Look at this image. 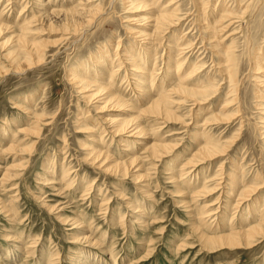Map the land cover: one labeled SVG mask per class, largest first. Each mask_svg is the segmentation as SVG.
<instances>
[{"label":"rangeland","instance_id":"1","mask_svg":"<svg viewBox=\"0 0 264 264\" xmlns=\"http://www.w3.org/2000/svg\"><path fill=\"white\" fill-rule=\"evenodd\" d=\"M139 1L131 10L123 0H0L15 35L34 19L31 40L45 45L40 63L34 53L12 64L0 47V264H264V235L251 246L211 249L196 231L213 236L264 218V71L256 70L257 59L264 66V0H160V8ZM7 5L15 11L4 12ZM164 6L177 8L181 21L144 42L160 70L150 91L152 63L145 74L130 62L116 66L134 55L145 68L144 40L134 33L151 34ZM12 36L0 33V44ZM228 48L235 77L218 66L216 52ZM169 56L173 66L188 58L180 74L196 65L190 88L207 85L212 95L197 103L172 95L177 118L168 121L142 111L167 70L174 73ZM75 77L127 104L88 100L97 86L87 93ZM112 120L128 130L116 135ZM140 125L141 136L132 132ZM209 144L221 153L188 167ZM155 145L161 158L152 155ZM248 187L257 191L246 197Z\"/></svg>","mask_w":264,"mask_h":264},{"label":"bare ground","instance_id":"2","mask_svg":"<svg viewBox=\"0 0 264 264\" xmlns=\"http://www.w3.org/2000/svg\"><path fill=\"white\" fill-rule=\"evenodd\" d=\"M86 1V0H85ZM89 1V0H88ZM123 1H125V5L127 4L128 6H130V9L132 10V8H131V6L132 7H134V6H136V5H134L133 6V4L137 1H139V0H135V2H133L132 3V1L130 0V3H129V1L128 0H123ZM160 0H142L141 2L143 3V4H148V6H149V3H151L152 2V6L153 5H156L157 4V6L159 5L160 6V2H159ZM165 1V0H164ZM163 1V2H164ZM167 1V0H166ZM170 1V0H169ZM38 2V1H37ZM40 2V1H39ZM91 2V1H90ZM136 2V3H137ZM140 2V1H139ZM81 3H82V1H81ZM80 3V5H82ZM161 3H162V0H161ZM10 4V3H9ZM170 4L172 5L173 3H171V1H170ZM176 4V3H175ZM137 5H139L138 7H134V8H136V9H138L139 7H142L139 3L137 4ZM151 5V4H150ZM162 5V4H161ZM170 5V6H171ZM27 6H28V4L26 5V6H24L23 7V9L20 11V13L21 14H23V13H25L26 12V8H27ZM144 7H145V5H143ZM151 6V7H152ZM158 6V7H159ZM168 6V5H167ZM165 7L164 6V8H162L161 10H160V13L158 14V15H156V17H153V20H150V21H152L153 22V27H152V33L151 34H146V32H135L134 34L135 35H137L138 36V38H142V40H144V41H140V42H142L143 44H142V49H146V54H147V57H148V60L147 61H145L146 62V65H145V62H144V66H145V68L143 67V65L142 64H140V63H143V62H138V58H136V57H134V55H130V58H125L126 59V61L124 60L122 63H120V64H118L116 67L118 68V70L117 71H121V68H122V65H123V63L125 62L126 63V66L127 65H129L130 63L131 64H134V65H136V66H134L136 69H135V72L134 73H137L138 71H141L142 73H146V71H145V69H146V67L148 66V65H150L151 63H152V69L151 70H153V74H156L158 71H160L158 68L159 67H157L156 65L157 64H155L154 62V60H156V58L155 59H153V60H151V58L153 57L152 56V54H151V49L150 48H148L149 46H150V44L151 43H147V44H145L144 42H146V40H152L154 37V40L155 39H157L156 38V36L157 35H159V33H167V30L169 31V29H171V28H174L175 26H177L178 25V23L181 21L180 20V18H179V16H178V12H179V10H177V8L175 9H173V10H171L170 8H168V7ZM169 6V7H170ZM73 7V6H72ZM75 7H77V6H75ZM154 7H156V6H154ZM157 7V8H158ZM172 7V6H171ZM156 8V9H157ZM160 8V7H159ZM74 9V8H73ZM129 9V8H128ZM136 9H134V10H136ZM140 9V8H139ZM148 9V8H147ZM149 9H150V7H149ZM152 9H154L153 7H152ZM13 9H11V8H8V5L4 8V12H6V11H12ZM151 10V9H150ZM155 10V9H154ZM15 11V9L13 10V12ZM54 11V10H53ZM75 11H77V10H75ZM147 11V10H146ZM152 11V10H151ZM159 11V10H158ZM55 12H57V11H54V13ZM61 11L59 10V13L57 12V13H55V14H61L60 13ZM63 13V12H62ZM66 15H65V20L67 21V22H73L74 21V18H73V15H71L72 14V10H70V11H66V12H64ZM55 14H54V16H55ZM78 14H80L79 12H78ZM26 15V14H25ZM40 15H44V14H40ZM46 15V14H45ZM50 15V14H49ZM33 16H34V14H33ZM32 16V19L33 18H35V17H33ZM48 16V15H47ZM79 16V15H78ZM77 16V17H78ZM152 16V15H151ZM51 17H52V15H51ZM56 17V16H55ZM37 18H39V15H38V17ZM46 18V17H45ZM87 18H89L90 19V17H87ZM99 18V17H98ZM225 18H227V16L225 17ZM43 19H44V16H43ZM42 19V20H43ZM94 18H92V20H93ZM0 33H2V32H4V31H9V32H11L12 34H13V36L10 38V42L8 41V42H6V43H3V44H0L1 46V49L4 51V50H6V51H8V52H6V53H8L7 55H6V57L8 58H10V59H7V60H9V61H11L12 62V64L13 63H15L16 61L19 63L20 62V58H22V56L24 55L25 56V58H28V57H32L31 55L32 54H36V56H37V58H38V61L37 62H41V61H43V55L45 54V53H43V48L45 47V45L43 44L44 42H33L32 40H31V36L32 35H34L33 34V30L35 29V28H33L32 27V24H34L35 23V21H31V22H27L26 23V21L24 22V24L23 25H21V26H23V27H18V28H20L21 30H20V33L18 34V35H15V32L14 31H12V30H14L12 27H10V26H8V24H6V23H4V15H3V13H1L0 14ZM38 20V19H37ZM40 20H41V17H40ZM41 20V21H42ZM50 20V19H49ZM48 20V21H49ZM95 20V19H94ZM148 20V19H147ZM224 20V19H223ZM45 20H43L42 22H44ZM47 21V20H46ZM81 21V20H80ZM97 21V20H96ZM145 21V20H144ZM39 22V21H38ZM86 22H87V20H86ZM140 22V21H139ZM147 22V21H146ZM26 23V24H25ZM41 23V22H40ZM76 23V22H75ZM88 23V22H87ZM17 24V23H16ZM44 24H46L45 22H44ZM50 24V23H49ZM78 24V23H77ZM16 26V25H15ZM64 26V25H63ZM67 26V25H66ZM69 26V25H68ZM152 26V25H151ZM218 26V25H217ZM76 28V27H75ZM217 28L218 27H211V29H213V31H216V32H219V31H217ZM224 28H226V27H224ZM224 28H222V30L224 29ZM228 28V27H227ZM210 29V28H209ZM208 29V30H209ZM210 29V30H211ZM78 31V30H77ZM132 31H134V30H132ZM135 31H137V30H135ZM171 31V30H170ZM72 32V31H71ZM74 32H75V30H74ZM220 32H221V30H220ZM142 33L144 34V35H142ZM73 34V33H72ZM212 34V33H211ZM67 35V34H66ZM69 35H70V33H69ZM164 35V34H163ZM213 36H214V32H213V34H212ZM219 35V34H218ZM68 36V35H67ZM153 37V38H152ZM158 37V36H157ZM152 38V39H151ZM181 38V37H180ZM185 38V37H184ZM217 39V38H216ZM139 40V39H138ZM139 43V42H138ZM177 44V43H176ZM9 45H10V48H8L9 47ZM133 47V46H132ZM151 47V46H150ZM174 47V46H173ZM141 49V50H142ZM182 49H184V48H182ZM2 50H1V54H2ZM21 50V51H20ZM232 49L231 48H228V49H226L225 51H224V53H222V52H220V51H217L216 52V54H217V56H218V61H219V63H218V66H221L222 68H221V71L222 72H226L228 75H234L233 74V69H231L232 68V66H230V64L232 65V63H234L235 61H236V56H235V54H233V52L231 51ZM135 52V51H134ZM174 52V50L172 49L171 50V54ZM185 52V51H184ZM103 53H107V52H103ZM128 53L129 54H131V51H130V49L128 50ZM127 53V54H128ZM182 53L183 52H181V55H182ZM187 53V52H186ZM126 54V55H127ZM128 54V55H129ZM141 54H142V52H141ZM154 55V54H153ZM169 55H170V53H169ZM175 55V54H174ZM3 56H4V54H3ZM115 57H118V55L116 54V56ZM125 57V56H124ZM126 57H129V56H126ZM146 57V56H145ZM170 57V56H169ZM179 57H181L180 56V53H179ZM188 57V56H187ZM4 58V57H3ZM34 58V57H33ZM119 58V57H118ZM117 58V59H118ZM22 59H24V57L22 58ZM21 59V61H23ZM30 59V58H29ZM120 59V58H119ZM137 61H136V60ZM145 59V58H144ZM32 60V59H31ZM30 60V61H31ZM186 60V59H185ZM25 61H26V59H25ZM29 61V60H28ZM32 62V61H31ZM30 62V65H29V67H31L32 65H34L35 63H31ZM33 62H34V60H33ZM130 62V63H129ZM261 62H262V59H257V69L256 70H263L264 71V66L262 67L261 66ZM10 63V62H9ZM26 63H27V61H26ZM124 63V64H125ZM186 63H188V58H187V60L186 61H183V62H179V64L177 63V64H175L174 66H173V61H172V57H170V59H169V62H168V67H166L167 69H173L174 70V73L173 72H168V70H167V73H166V75L164 76V79H163V81L161 82V84H159V87L157 86L156 87V89H155V92L157 93L156 95H154L153 97L151 96L149 99H148V102H149V106L145 109V110H143L142 112L146 115V114H148V115H154L155 117H160V118H162V117H164V118H166V119H168V121L169 120H173V118H177L176 116H175V113H174V111H172V108H173V106H172V104H174L175 105V103H177V101H175L174 99H173V96L172 95H176L177 94V96H180V95H185V96H188V97H184V96H181L182 98H186V99H189V100H193L195 103H197V102H200V101H207V99H208V97H210V94L212 95V93H211V88H209L207 85L206 86H198V85H196L199 89H196V88H194V89H192V88H190V86H192L191 84H190V80L191 79H193L194 78V76L196 77V74H197V71H198V67L196 66V65H194L192 68H188L186 71H185V73L184 74H180L181 73V71H182V69H183V67L185 66V64ZM38 64V63H37ZM122 64V65H121ZM263 64V63H262ZM15 65H17V64H15ZM19 65V64H18ZM259 65V66H258ZM28 66V65H27ZM36 66V65H35ZM125 66V67H126ZM228 66H230L229 68H228ZM13 66H11V68H12ZM128 67V66H127ZM228 68V69H227ZM126 70H127V68H125ZM142 69H144V70H142ZM133 71V70H132ZM137 71V72H136ZM188 71V72H187ZM189 71H191L190 73H189ZM18 72V71H17ZM116 72V71H115ZM128 73V72H127ZM144 73V74H145ZM235 73V72H234ZM259 73V72H258ZM260 73H262V72H260ZM259 73V74H260ZM225 74V73H224ZM113 75V74H112ZM111 75V79L112 78H114V76L116 75V74H114V76H112ZM134 75V74H133ZM158 75L159 74H156L155 76H153V80H151V81H153L152 83L153 84H150L151 86L148 88V90H150L151 91V89L155 86V82H156V80L158 79ZM124 76H125V78H129L130 77V75H127V74H124ZM147 76H149V75H147ZM167 76H168V78H167ZM198 76V75H197ZM226 76V75H225ZM263 76V75H262ZM229 77H231V76H228V78ZM234 77H235V75H234ZM85 78L86 77H84V79H82V78H80V77H75V81H76V84L79 86V88L80 89H82V90H84V91H86L87 92V90H88V88H91V87H93V86H97V89H95L94 91H91V90H88L89 91V93H91V94H88V100H90V101H92V100H96V99H98V98H100V97H104L103 99H102V101H103V103H106V107L109 105V104H111V102H113L112 104L113 105H115L114 103H116L117 102V104L114 106V107H124L127 103L125 102V98H124V100L121 98V97H119V96H117L115 93H112L108 88H106L105 86H103V85H97V84H95L94 82H90V81H85ZM264 78V76L262 77V79ZM196 79V78H195ZM113 80V79H112ZM171 80L172 81H174V82H171ZM231 80H233V78L231 79ZM114 81V80H113ZM145 81V80H144ZM195 81V80H194ZM142 82V81H141ZM171 82V83H170ZM170 83V84H169ZM198 83V82H197ZM140 85L141 84H145L144 82H142V83H139ZM138 84V85H139ZM168 84H169V86H168ZM235 84V83H234ZM86 85V86H85ZM211 87V86H210ZM170 88V89H169ZM214 88V87H213ZM235 88V87H234ZM85 92V93H86ZM147 92V91H146ZM236 92V91H235ZM88 93V92H87ZM104 93V94H103ZM148 93H150L149 91H148ZM159 93V94H158ZM146 96H148V94H146ZM182 100V99H181ZM101 101V102H102ZM185 101V100H184ZM187 101V100H186ZM187 102H189V101H187ZM185 103V102H184ZM148 105V104H147ZM195 105H197V104H195ZM180 108V107H179ZM215 117V116H214ZM217 117V116H216ZM212 120V119H211ZM218 121H219V118L217 119ZM216 121V120H215ZM111 124L114 126V128L116 129V131H115V133H116V135H119V136H121V135H123L128 129L126 128V126L128 125L127 123H125V125H123L124 123L123 122H121L120 120H112L111 121ZM138 124H140V123H138ZM133 127V126H132ZM130 129H132V128H130ZM27 130V129H26ZM25 130V131H26ZM132 132H135V134H138L139 136H141V135H143V132H144V129H142L141 128V125H140V127L139 126H137V127H135L133 130H132ZM212 138V137H211ZM208 140V139H207ZM211 140V139H210ZM209 140V141H210ZM154 144H156V143H154ZM153 145V144H152ZM156 146V145H155ZM155 146H153V147H151L150 149L152 150L151 152H152V155L156 158H161V156H160V154L161 153H159V151H160V149L158 148V145L155 147ZM201 146V145H200ZM163 147H164V145H163ZM166 147H168V146H166L165 145V150H166V154H167V149H166ZM11 148V147H10ZM13 148V147H12ZM12 148L10 149V150H12ZM169 148V147H168ZM220 145L219 144H209V145H206V146H203L200 150H199V152L198 153H196V155L194 156V157H196V158H200V160L199 159H196V158H193L187 165H188V167L190 166V167H195L196 165H200L201 163H202V160L203 161H205V158H208L207 160H209V159H212L215 155H217V154H219V153H221L220 152ZM158 149H159V151H158ZM170 149V148H169ZM147 151V150H146ZM224 152V151H223ZM222 152V153H223ZM162 153H164V152H162ZM171 153V152H170ZM93 154H95V157H97V159H98V157H102V155H103V153H102V151L101 152H97V153H93ZM163 155V154H162ZM154 158V159H155ZM108 159V158H107ZM157 160V159H156ZM138 161V159H134L133 160V158H132V164H134L135 162H137ZM201 162V163H200ZM124 164V163H123ZM196 164V165H195ZM137 165V164H136ZM15 166V165H14ZM106 166V165H105ZM186 166V165H185ZM16 167V166H15ZM122 167V164H119L118 163V165L116 166V168L117 169H119V168H121ZM136 167V166H135ZM184 167V166H183ZM187 167V166H186ZM122 168H124V166L122 167ZM125 169H127L126 167H125ZM155 169V168H154ZM184 169V168H183ZM186 169V168H185ZM190 169V168H189ZM182 173V172H181ZM185 173V172H184ZM183 173V174H184ZM182 174V175H183ZM189 174H190V172H189ZM188 174V175H189ZM186 175V174H185ZM64 176V175H63ZM4 177L6 178L7 177V175H4ZM217 177V176H216ZM141 178V176H139L138 178L136 177V180L138 179H140ZM183 179V178H182ZM2 181V180H1ZM5 182V181H4ZM232 183V182H231ZM235 183V182H234ZM233 183V184H234ZM233 184L231 185V186H233ZM73 185V184H72ZM218 185L219 184H217L216 186L218 187ZM247 186V185H246ZM71 187V186H70ZM235 188V186L233 187V189ZM203 189H205L206 190V188H204L203 187ZM202 189V190H203ZM233 189H232V191H233ZM198 191V190H197ZM235 191V190H234ZM256 191H257V188H252V187H248L244 192H248V196L246 195V197H249L250 195V193H256ZM201 192H204V191H201ZM201 192H196V194H201ZM211 193V192H210ZM234 193V192H233ZM232 193V194H233ZM195 194V195H196ZM246 194V193H245ZM244 193H243V197H244V195H245ZM194 195V194H193ZM252 196V195H251ZM232 197H234V196H232ZM242 199V198H241ZM244 201V200H243ZM239 204H241V203H239ZM253 209V208H252ZM204 211L202 212L203 214L202 215H205V214H207V216L208 215H210V216H212V215H214V214H209L211 211H207L206 209H203ZM205 212V213H204ZM215 212V211H214ZM206 216V217H207ZM205 217V216H204ZM253 217V216H252ZM257 219V218H256ZM232 220H233V218H232ZM243 220V219H242ZM204 221V220H203ZM233 221H235V220H233ZM202 222V221H201ZM204 222H206V221H204ZM244 222H246V218L244 219ZM243 222V223H244ZM264 218H261V220H260V224H258V225H261V226H251V227H247V225H244V224H240L241 226H239V224H237V222L235 223V222H233L231 225H230V227H227L228 228V233L226 232H222V231H225V226L223 227V226H221V227H223L222 229H221V231L220 230H218V232H220V235H219V233L216 231V233L217 234H214L213 236H208L207 234H205V233H202L201 231H200V228H197L196 229V231H197V233L200 235V238L202 239V241H203V243H204V245L207 247V248H211V249H213V247L212 246H214L215 248L216 247H223V246H229V248H232V247H241L242 245H246V246H251L253 243H254V241H255V239L256 238H259L260 236H262V235H264V229H263V226H264ZM263 224V225H262ZM212 225V224H211ZM210 227V226H209ZM217 227H219V226H217ZM244 241V243H242Z\"/></svg>","mask_w":264,"mask_h":264}]
</instances>
